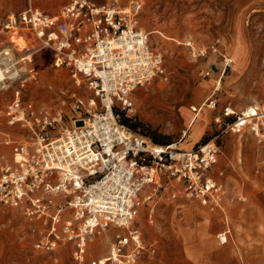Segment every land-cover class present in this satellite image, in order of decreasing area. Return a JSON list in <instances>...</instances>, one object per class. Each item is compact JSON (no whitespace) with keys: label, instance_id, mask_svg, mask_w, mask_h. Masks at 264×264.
Segmentation results:
<instances>
[{"label":"built area","instance_id":"built-area-1","mask_svg":"<svg viewBox=\"0 0 264 264\" xmlns=\"http://www.w3.org/2000/svg\"><path fill=\"white\" fill-rule=\"evenodd\" d=\"M141 10L140 0H67L55 13L29 5L9 15L4 25L8 32L33 35L39 48L51 53V67L67 71L75 88L85 86L97 100L59 90L55 108L25 102L26 82L37 77L29 68L0 111L7 127L27 131V139L4 134L0 140V209L21 214L35 237L34 249L55 253L70 245L74 264H136L143 247L138 231L130 228L142 205L162 199L163 186L169 189V201L197 202L210 210L221 209L225 196L216 177L220 151L214 140L190 150L181 149L179 142L158 146L121 126L114 115L116 108L134 116L132 93L156 78L167 79L163 55L139 26ZM179 44L194 59L216 51L215 45L204 49L191 40ZM230 64L225 61V68ZM200 75L207 79L210 73ZM219 85L202 105L191 107L193 120L202 108L216 109L213 96ZM67 99L76 114L70 127L64 125ZM213 123L225 133L264 143V104L239 111L227 104ZM53 132H58L55 139ZM152 213L150 209L149 223ZM109 229L126 230L128 237L116 235L103 262L88 261L89 241ZM217 238L220 245L227 244L230 230ZM129 240L133 248L125 251Z\"/></svg>","mask_w":264,"mask_h":264},{"label":"rangeland","instance_id":"rangeland-1","mask_svg":"<svg viewBox=\"0 0 264 264\" xmlns=\"http://www.w3.org/2000/svg\"><path fill=\"white\" fill-rule=\"evenodd\" d=\"M67 0H0V111L12 101L27 70L37 71L35 81H27L22 98L34 106L55 108L59 90L75 91L84 101L97 100L85 86L75 88L65 70L51 67L52 55L40 49L28 32L21 37L5 30L7 17L29 5L57 12ZM97 3L105 0H94ZM123 3L128 0H121ZM139 26L149 32L153 47L164 57L166 81L156 78L131 95L136 109L132 123L140 131L162 142H179L190 150L201 139L214 140L219 147L216 177L225 188L221 209L210 210L197 202L169 201V189L139 208L130 230H137L143 250L136 264H264V143L249 135L236 136L220 131L213 124L221 108L230 104L239 111L253 104H264V0H140ZM191 40L209 49L205 58L194 59L179 43ZM7 53L8 56L3 57ZM225 61L230 66L225 68ZM15 65V66H13ZM210 76L203 79L201 72ZM17 72L18 77H16ZM219 91L214 111L202 108L193 120L191 107H199ZM71 100L64 107V125L70 127ZM98 111L100 105L97 104ZM218 130V132H217ZM27 139V131L7 127L0 119L3 135ZM51 135L58 136V132ZM144 194H141V199ZM153 209V223L148 215ZM230 230L225 245L218 234ZM129 230V231H130ZM128 237L126 230L109 229L95 234L87 246V260L108 255L115 236ZM35 237L18 211L0 209V264H74L71 246L55 253L34 249ZM133 248L129 240L125 251Z\"/></svg>","mask_w":264,"mask_h":264},{"label":"trees","instance_id":"trees-1","mask_svg":"<svg viewBox=\"0 0 264 264\" xmlns=\"http://www.w3.org/2000/svg\"><path fill=\"white\" fill-rule=\"evenodd\" d=\"M113 112H114V115L117 116L118 118V123L127 128L129 131L133 132V133H136V134H139L143 137H146L148 138L152 143H154L155 145H158V146H166V145H169L171 143H165V142H162L161 140H159L156 136H154L153 134H149V133H143V132H139L140 129H139V126L137 124H134L132 123V119L131 117H128L126 116L125 112H121L119 111L118 109L116 108H113ZM214 125V124H213ZM215 126V125H214ZM218 132V130H217ZM52 134V133H51ZM50 134V137L52 139H55L57 138L58 136H54V135H51ZM207 143L206 141H204L203 139L199 140L194 146H193V149L197 148L198 146L200 145H203Z\"/></svg>","mask_w":264,"mask_h":264},{"label":"bare ground","instance_id":"bare-ground-1","mask_svg":"<svg viewBox=\"0 0 264 264\" xmlns=\"http://www.w3.org/2000/svg\"><path fill=\"white\" fill-rule=\"evenodd\" d=\"M17 37H21V38H22L23 36H20V35L17 34V33H14V34L11 35L10 40H11V42H12L13 44H14V41H13L14 38H17ZM4 76H5L4 73H3L2 70L0 69V81L4 80ZM200 111H201V110H200ZM200 111H199V112H200ZM199 112H198V114H199ZM198 114H197V115H198ZM103 259H104V258H103ZM103 259H100V260L103 262Z\"/></svg>","mask_w":264,"mask_h":264},{"label":"crops","instance_id":"crops-1","mask_svg":"<svg viewBox=\"0 0 264 264\" xmlns=\"http://www.w3.org/2000/svg\"><path fill=\"white\" fill-rule=\"evenodd\" d=\"M261 171H262V175H263V177H264V168H262Z\"/></svg>","mask_w":264,"mask_h":264}]
</instances>
